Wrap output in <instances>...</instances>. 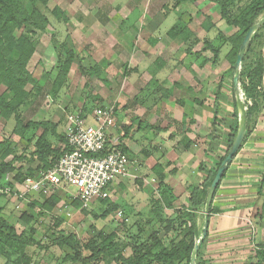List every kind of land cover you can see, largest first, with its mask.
Listing matches in <instances>:
<instances>
[{
    "label": "rangeland",
    "instance_id": "374dc122",
    "mask_svg": "<svg viewBox=\"0 0 264 264\" xmlns=\"http://www.w3.org/2000/svg\"><path fill=\"white\" fill-rule=\"evenodd\" d=\"M177 0H49L46 5L37 4L44 12L49 24L45 31L35 35L37 40L34 44V53L27 64L28 71L35 81L27 84L26 89L31 90V96L25 103L18 107L21 123L31 121H48L56 126V132L64 135L66 125V113L82 106L89 115L94 107L115 104L116 114L119 111L117 100L121 98L122 84L124 80L122 70H127L128 65L133 64L134 53L136 55L170 58L174 60L184 55V88L186 84L196 89V94L185 91L184 98L197 95L206 102V107L211 108L212 100L219 88L222 92L219 117L221 130L228 128L226 120L231 114L230 101L232 94V78L226 75L219 83V73L229 70L230 63L226 60V53L229 45L222 43V36L231 35L236 29L226 25L220 16L219 5L210 0H196L194 2ZM255 0H231L229 10L235 17H240ZM58 7L67 21L56 19L52 15V9ZM264 11L256 18L258 20ZM187 25L193 35L184 40L181 36L171 37L168 31L174 27ZM220 34L222 36H220ZM155 42H161L153 45ZM204 40H211L215 47L219 49L218 57L214 60L212 53L204 49ZM165 41V42H164ZM73 49L74 53L83 57L81 64L84 69L96 63L102 64L103 70L106 68L105 61H112L107 68L111 75L104 72L100 76H88L81 73L77 60H73L68 75L63 81L56 82L58 53L62 52L61 45ZM153 46V47H151ZM126 61V66H122ZM55 81L56 83L52 82ZM186 83V84H185ZM206 87L203 92L201 87ZM215 92H213V90ZM218 89V90H219ZM38 90V92H37ZM52 91V92H51ZM0 93L11 96L4 86L0 87ZM244 96V94H243ZM245 97V96H244ZM123 99V98H122ZM202 110V109H201ZM200 110V111H201ZM218 111V110H217ZM207 117H200L203 124H194L197 129L207 128L206 121L210 111L204 112ZM225 125V127H224ZM15 119L12 114L5 119L0 116V142L4 143L2 151L9 150L5 161L12 162L15 169L6 176L0 186L5 182L13 180L16 171L26 175V165L33 163L29 158L35 149V141L42 132L41 127L31 126L23 130L22 135L15 132ZM48 140L58 145L59 140L47 133ZM229 147L222 152L215 162V168L221 162ZM32 158V157H31ZM202 167V166H201ZM38 172V171H36ZM41 172V171H40ZM41 173H34V177H39ZM10 178V179H9ZM133 179L128 191H111V195L106 201L97 200L89 208H82L74 201L71 194L75 192L72 186L47 190L43 192L27 191L19 184L13 186L5 193L0 192V214L9 226H13L17 233L25 230L32 233L35 245L26 249V253L31 257L30 264H82L65 260L66 255H73L74 252L68 245L57 247L56 242L61 237L69 234L76 235L81 243H86L89 239L98 238L99 233L104 235L114 234L117 243L124 247V254L131 253L130 247H143L144 244H151L157 237L164 234L165 220L173 216V212L180 210V204L173 206L174 211L158 217L153 215L152 219L139 221L134 219L135 215L129 212L135 210L132 195L139 192L142 185H138ZM150 182V181H148ZM147 186V191H141L144 196L158 200L159 189ZM22 185V184H21ZM133 189V190H132ZM1 191V187H0ZM26 193V194H25ZM28 193V194H27ZM51 193V194H50ZM21 195V196H18ZM56 196L59 201L51 210L35 205L32 211L34 219L29 225L22 226L19 217L21 212L27 209V205L32 201L39 204L45 197ZM69 196V197H68ZM72 197V198H71ZM131 199V200H130ZM122 200L126 202L122 203ZM129 200V201H128ZM180 206V207H179ZM168 209V208H166ZM39 213V214H38ZM129 214V215H128ZM175 214V213H174ZM178 215V214H177ZM203 225V207L198 211L197 226L199 231ZM33 232L29 231V228ZM181 227V226H180ZM175 225L171 238L176 243L180 237L182 228ZM177 235V236H175ZM28 237V236H27ZM170 238H163L164 245L170 246ZM156 246V245H155ZM159 246L155 247L157 251ZM142 250V249H141ZM83 255L88 256L89 251L83 250ZM3 259H0V264ZM87 264H114L108 257H99ZM184 264V262H176Z\"/></svg>",
    "mask_w": 264,
    "mask_h": 264
},
{
    "label": "crops",
    "instance_id": "0c3cea01",
    "mask_svg": "<svg viewBox=\"0 0 264 264\" xmlns=\"http://www.w3.org/2000/svg\"><path fill=\"white\" fill-rule=\"evenodd\" d=\"M159 43L161 42H155L153 45ZM107 60L104 62L106 68L103 72L111 75L107 68L112 61ZM132 60L133 64L121 72L124 80L122 95L117 100V121L111 129L112 136H123V145L129 157V176L114 181L111 189L117 192L118 198L119 192L128 191L135 179L142 188L132 195L135 210L129 214L135 215L134 219L139 221H154L152 216L155 214L151 208L154 201L144 196L145 193H141L146 192L149 185L154 187V183H157L159 192L163 189L154 167H160L164 175L163 183L170 187L174 197L170 206L166 207L160 199V194L158 195L162 210L156 216L163 217L164 214L171 213L174 211L173 206L180 203L182 211L189 199V187H202L207 171L215 168L217 158L219 159L229 143V134L236 121L233 107L235 98L232 91L229 105L231 114L226 120L229 126L222 131L219 122V113L223 111L220 109L223 107L222 92L217 89V95L208 109L202 97L193 95L197 93L193 86L185 83L184 88V55L174 60L173 56L169 59L162 56L154 58L153 53L149 56L134 53ZM125 64L126 61L122 66H126ZM223 72L225 71L219 73V83ZM225 77L226 75L223 79ZM201 90L207 91L204 86ZM185 91L193 94L184 98ZM214 106L218 110L215 125L212 124ZM205 110L211 114L205 124L207 128L197 129V124H203L200 117H207ZM58 143L62 148V144ZM31 157L29 158L33 163L26 165L25 172L27 169H35L39 164L35 156ZM263 174L264 108L253 131L228 165L214 192L203 251V260L206 263H256V252L264 246ZM10 182L15 187L19 184L18 188L23 186V182L18 183L12 179ZM5 189L9 187L5 186ZM124 202L126 200H122V203ZM177 212H180L178 208L170 218Z\"/></svg>",
    "mask_w": 264,
    "mask_h": 264
},
{
    "label": "trees",
    "instance_id": "16d2710c",
    "mask_svg": "<svg viewBox=\"0 0 264 264\" xmlns=\"http://www.w3.org/2000/svg\"><path fill=\"white\" fill-rule=\"evenodd\" d=\"M48 1L49 0H0V87L4 86L7 91L11 93V96L0 93V116L7 119L13 114L16 123L15 132L19 135H22L23 130L31 126L42 128V132L35 141V149L31 154L32 157L35 156L37 158L39 164L35 169H27L26 175L19 173L20 171H16L13 180L18 183L24 182L28 177L34 179L38 178L34 177L33 174L41 173L50 168L56 160L69 149L66 145L65 135L58 134L54 124L51 125L48 121H28L22 124L18 112V107L29 100L28 98L31 96V90L26 89L27 84H32L33 87L35 85L32 74L27 69V64L35 50L34 44L37 41L35 35L38 32L45 31L49 24L47 15L39 9L37 4L46 5ZM181 1L194 2L196 0H177L176 2L180 3ZM210 1L219 5L220 16L225 21L226 25L236 29L228 36H222L220 34L223 38L222 43L225 42L229 45L225 58L230 63L228 72L225 71L221 75L222 81L225 75H229L232 78L233 63L236 59L238 48L249 26L254 23L257 16L264 11V0H255V3L250 5L238 18L232 15L229 10L231 0ZM52 15H54L56 19H62L64 22L67 21V18L58 7L52 9ZM168 34H170L171 37L181 36L184 40H188L193 35V32L187 25H184L182 27H172L168 31ZM151 42L153 44L155 40L152 39ZM203 44L204 49L212 53L214 60L217 59L219 49L214 46L213 41L204 40ZM263 44L264 24L252 35L240 65V88L246 100L247 117L246 133L242 144L253 131L260 113L264 108ZM61 47L62 50H64V54H62V52L57 54L58 64L55 74L56 82H61L67 77L73 60L79 61V70H81L83 74H87L90 77H98L103 74L102 64L96 63L84 69L81 64L82 59H84L83 57L75 54L73 49L67 48L64 44H62ZM55 81H53L52 84L56 83ZM215 102V106L217 107V101ZM215 106L213 109V125H215L217 112ZM233 107L236 121L229 134V145L237 130L238 112L235 100H233ZM48 131L58 138L59 142L62 144V148L60 145H56L48 140ZM122 138L123 136L120 137V146L127 152L126 147L123 145ZM3 146L4 143L0 142V182H3L8 174L15 171L12 162L5 161V157L9 150L6 149L2 151L1 148ZM222 158L223 157H221V160ZM216 169L217 168L207 171L206 179L201 188L197 186L189 187L187 205L184 206L182 211L177 212L178 215L175 214L173 218L165 220V226L163 228L164 234L161 238L157 237L153 243L144 244L143 247L131 246V253L128 256L124 254L125 246H121L117 243L115 240L116 236L113 233L109 235L99 233L98 238L89 239L84 244L79 242L76 235L69 234L66 237H61L56 242V246L62 247L68 245L74 254L71 256L66 255L64 257L65 260L80 262L82 264L91 263L93 260L102 256L108 257L114 264H176V262L189 264L194 240L200 234L197 226L198 211L204 206L207 189ZM154 172L160 180V184L163 185V189L159 192L160 199L164 202L166 207H169L171 200L174 198L171 189L163 183L164 175L159 166L154 167ZM262 182L264 183V174L262 176ZM5 186L9 187L10 192L13 191L10 183L5 182L4 185L0 186L1 193H5L3 191ZM106 199H100V201H106ZM57 201H59V198L51 195L45 197L40 204L36 201L27 204V209L21 212L19 217L20 222H23L22 226L25 227L29 225V222L34 219V214L30 210L33 209L35 205H38L41 210L44 208L51 210ZM74 201L79 204L77 200L74 199ZM159 204V200H155L151 206L155 215L159 214L162 210ZM175 225L181 226L180 228H182L180 229L182 231L177 232V234L181 233L182 237H180L176 243H174V240L171 238L174 236L173 232ZM29 231L33 232V229L30 227ZM27 232L22 228V231L17 233L15 227L9 226L3 215L0 214V259H3L2 264L31 263V257L26 253V249L36 243L35 240L32 239V233ZM165 237L170 238L168 241L170 244L169 247L164 245L163 238ZM205 242L206 237L201 243L196 255V264H208L203 260ZM155 245L159 246L157 251L155 250ZM84 249L89 251L88 256L83 255L82 252ZM256 256L257 261L255 264H264V246L256 252Z\"/></svg>",
    "mask_w": 264,
    "mask_h": 264
},
{
    "label": "built area",
    "instance_id": "2783aa9c",
    "mask_svg": "<svg viewBox=\"0 0 264 264\" xmlns=\"http://www.w3.org/2000/svg\"><path fill=\"white\" fill-rule=\"evenodd\" d=\"M116 121L114 103L94 107L89 115L82 106L66 113L68 151L38 178H26L23 187L45 192L72 186L75 192L71 195L82 208L109 198L113 182L129 176L128 153L120 146V138L111 135Z\"/></svg>",
    "mask_w": 264,
    "mask_h": 264
},
{
    "label": "water",
    "instance_id": "95a60500",
    "mask_svg": "<svg viewBox=\"0 0 264 264\" xmlns=\"http://www.w3.org/2000/svg\"><path fill=\"white\" fill-rule=\"evenodd\" d=\"M264 24V14L252 23L248 30L246 31L244 38L238 48V52L236 54V59L233 63L232 69V89L234 93L235 103L238 112V122H237V130L235 132L234 138L231 141L225 155L223 156L221 162L219 163L215 174L208 186L204 206H203V225L201 227V231L199 236L194 240L193 247L190 254L189 264H196V255L200 248L201 243L205 239L208 230L209 224V212H210V205L214 195V192L221 181L228 165L231 163L232 159L240 149L242 145V141L244 139L246 133V100L243 96V92L240 88V65L242 59L245 55L247 47L249 45L250 39L255 31Z\"/></svg>",
    "mask_w": 264,
    "mask_h": 264
},
{
    "label": "bare ground",
    "instance_id": "6f19581e",
    "mask_svg": "<svg viewBox=\"0 0 264 264\" xmlns=\"http://www.w3.org/2000/svg\"><path fill=\"white\" fill-rule=\"evenodd\" d=\"M51 194V193H50ZM69 197V196H68ZM72 198V197H71ZM101 202V201H100Z\"/></svg>",
    "mask_w": 264,
    "mask_h": 264
}]
</instances>
